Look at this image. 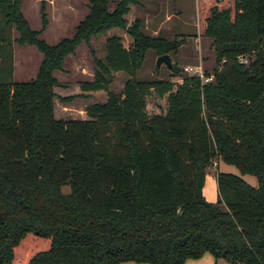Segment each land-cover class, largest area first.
<instances>
[{
	"label": "trees",
	"instance_id": "1",
	"mask_svg": "<svg viewBox=\"0 0 264 264\" xmlns=\"http://www.w3.org/2000/svg\"><path fill=\"white\" fill-rule=\"evenodd\" d=\"M20 2L0 0V12L42 58L32 79L0 81V264H183L204 252L264 264V0H196L197 33L214 52L205 83L136 78L146 50L170 55L183 43L144 34L139 0H88L71 36L52 44ZM97 35L92 78L59 93L53 71ZM116 72L126 76L119 93L108 88ZM95 94L78 116H56L55 102ZM151 97L162 102L154 111ZM217 160L256 185L216 171L206 200Z\"/></svg>",
	"mask_w": 264,
	"mask_h": 264
},
{
	"label": "rangeland",
	"instance_id": "2",
	"mask_svg": "<svg viewBox=\"0 0 264 264\" xmlns=\"http://www.w3.org/2000/svg\"><path fill=\"white\" fill-rule=\"evenodd\" d=\"M115 0H109L108 8L111 9ZM142 9L138 15L143 21L141 30L148 32L150 24L157 16L171 13L177 21L172 26L164 27L166 37L170 40L182 37V43L176 48L175 53L169 55L171 63L175 64L179 71L172 74L164 64L155 66V53L148 49L136 71V78L140 80L169 79L180 82L188 74L182 70L183 66H199L202 71L210 72L214 67V52L211 39L207 37L194 38L197 31L196 2L195 0H141ZM88 0H21L20 10L27 20L30 28L39 32L38 36L45 42L52 44L62 37H69L74 31L75 25L83 18L88 10ZM144 5V9H143ZM194 10V11H193ZM45 14L46 23L41 27L40 12ZM135 17V9H134ZM148 16V19L144 20ZM138 18V17H137ZM140 21V20H139ZM183 21V22H182ZM180 36V37H179ZM17 32L13 25H6L2 12H0V81H26L34 77L38 64L42 58L41 53L31 45H20L16 41ZM105 35L91 36L88 42H81L71 54H68L62 63L60 70L53 71L54 77L62 89L59 93L71 94L76 91V85L80 81L92 78L95 66L93 59H103ZM184 38V39H183ZM195 49V52L193 51ZM169 54V53H167ZM157 68V69H156ZM125 74L116 72L109 81L108 88L113 93H119L122 89ZM101 95V94H100ZM97 94L88 97L73 96L68 102H55V114L59 117H76L83 108L94 100H98ZM152 102V104H151ZM162 103L154 98L149 99L150 111H154L156 103ZM216 171L228 172L239 175L246 183L255 186V176L248 173L240 174L234 165L217 160L215 165L206 168L205 184L212 186V199L215 200V176ZM209 172V173H208ZM67 187L62 192H67ZM123 264H148L125 261ZM183 264H230L221 258L214 259L211 254L204 252L198 258H187Z\"/></svg>",
	"mask_w": 264,
	"mask_h": 264
},
{
	"label": "crops",
	"instance_id": "3",
	"mask_svg": "<svg viewBox=\"0 0 264 264\" xmlns=\"http://www.w3.org/2000/svg\"><path fill=\"white\" fill-rule=\"evenodd\" d=\"M195 2H196V0H195ZM142 9V2H141V0H139V4L138 5H136L135 6V14H136V16L138 17V19L140 20V29L144 26L143 25V21L140 19V17H139V15H138V10L139 9ZM145 7H144V5H143V9H144ZM194 11V10H193ZM146 18L144 19V20H146V19H148V16H145ZM173 21V23L174 22H176L177 20L176 19H174L173 17H172V14L171 13H164V16L162 17V16H157V19H154V21H152L150 24H148V25H146V26H148V32L146 33H144L142 30V32L144 33V34H148V35H151V36H155V35H157V34H159L160 36H162L163 38H165L166 40H170L169 38H167L166 37V35H165V33L167 32V31H165L164 30V27H168L169 25H171L172 26V22ZM178 22V21H177ZM183 22V21H182ZM195 26H196V24H195ZM194 28H196V27H194ZM170 31H168L167 33H169ZM194 38L196 39V37H202V36H200V35H198V33H197V31L196 32H194ZM180 37V36H179ZM184 39V38H183ZM172 40V39H171ZM184 43V42H183ZM181 45V44H180ZM179 45V46H180ZM194 52H195V49L193 50ZM217 163V161L215 162V164ZM209 173V172H208ZM205 175H206V173H205ZM214 175H215V173H214ZM206 177V176H205ZM215 178V177H214ZM204 181H205V178H204ZM215 182V181H214ZM210 187V186H212L210 183L208 184V185H206L205 184V186H204V184H203V187H202V193H203V196L205 197V199L206 200H208V201H213L214 199H212V194H213V192H212V189L211 188H207V187ZM215 188H216V186H215ZM216 190V189H215ZM215 198H216V192H215ZM124 262H121L120 264H123Z\"/></svg>",
	"mask_w": 264,
	"mask_h": 264
},
{
	"label": "built area",
	"instance_id": "4",
	"mask_svg": "<svg viewBox=\"0 0 264 264\" xmlns=\"http://www.w3.org/2000/svg\"><path fill=\"white\" fill-rule=\"evenodd\" d=\"M240 59L242 61H245V59L242 58ZM182 70L184 73L188 75L198 77L201 83L211 81L212 79V75L211 74L205 75L199 66H183ZM211 164L215 165V162H212Z\"/></svg>",
	"mask_w": 264,
	"mask_h": 264
},
{
	"label": "water",
	"instance_id": "5",
	"mask_svg": "<svg viewBox=\"0 0 264 264\" xmlns=\"http://www.w3.org/2000/svg\"><path fill=\"white\" fill-rule=\"evenodd\" d=\"M160 64H164L167 67L171 65V61L167 53H161L156 55L155 66L158 67Z\"/></svg>",
	"mask_w": 264,
	"mask_h": 264
}]
</instances>
